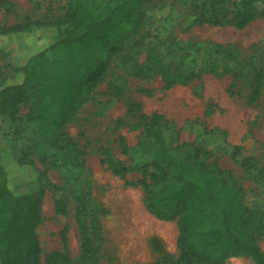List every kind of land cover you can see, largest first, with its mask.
Masks as SVG:
<instances>
[{
  "label": "trees",
  "instance_id": "16d2710c",
  "mask_svg": "<svg viewBox=\"0 0 264 264\" xmlns=\"http://www.w3.org/2000/svg\"><path fill=\"white\" fill-rule=\"evenodd\" d=\"M158 1L164 0H71L62 16L0 25V55L4 57L10 56L1 45L4 38L40 31L48 34L44 48L22 56L20 63L7 61L19 80L0 86V104L16 116L21 104L32 102L28 116L38 119L46 113V120L56 132L52 144L64 152L76 147L66 126L109 74L115 60L124 74L116 73L111 78L109 94L114 99L127 91L125 76H159L163 86L170 88L206 74H231L234 80H247L251 104L264 96V39L245 57L242 49L231 45L184 43L174 40L172 33L162 37L167 29L164 25L179 17L184 31L205 25L245 28L264 17V0H168L171 4L166 8L158 6ZM38 75L42 78L32 100L29 87ZM132 105L134 109L139 107L137 103ZM167 122L156 112L145 124L146 135L155 139L160 153L137 169L142 175L138 182L144 188L146 208L159 218L177 219L176 264H225L239 254L264 264V250L259 243L264 236V205H248L243 200L245 190L237 180H229L199 154L181 159L169 152L163 137ZM120 143L123 150L129 149L123 138ZM20 163L33 167L36 174L21 184L13 183L0 155V264H43L38 228L44 197L52 188L61 203L62 189L50 181L46 171L34 166L26 153ZM110 164L119 175L128 171L120 161L111 160ZM242 165L264 186V165L259 167L254 157L244 158ZM82 235L78 264H98L104 242L98 216L82 224ZM154 245L160 247L157 240ZM170 260L168 254H163L158 262Z\"/></svg>",
  "mask_w": 264,
  "mask_h": 264
},
{
  "label": "rangeland",
  "instance_id": "374dc122",
  "mask_svg": "<svg viewBox=\"0 0 264 264\" xmlns=\"http://www.w3.org/2000/svg\"><path fill=\"white\" fill-rule=\"evenodd\" d=\"M70 2L3 0L0 25L62 16ZM157 3L166 8L171 1ZM181 22L179 17L166 23L162 37L172 33L174 40L184 43L212 41L231 45L242 49L245 57L264 39V17L245 28L232 24L205 25L184 31ZM46 35L40 31L4 38L1 45L10 56L0 55V86L19 80L6 65L7 61L20 63L22 56L44 48L48 43ZM117 61L66 126L65 131L76 145L68 151L59 152L53 146L56 132L46 120V113L38 119L28 116L32 102L21 104L16 116L0 104V155L12 182H25L36 174L33 167L20 163L26 153L34 166L46 171L50 181L62 189L61 203L52 188L44 197L38 228L43 264H78L82 254V224L94 215L100 219L104 235L98 264L177 263V219L159 218L150 212L144 204V188L138 182L142 175L137 168L160 153L155 139L145 131V124L156 112L168 121L163 137L169 152L181 159L199 154L200 159L222 170L229 180H237L245 190L243 200L248 205L255 202L264 205V186L242 165L248 157H254L259 167L264 165V96L251 104L247 80H234L231 74H206L170 88L163 86L159 76L149 79L125 76L127 91L123 97L114 99L109 94L111 78L116 73L124 74ZM41 78L38 75L30 84L32 100ZM134 103L139 107L134 109ZM121 138L129 147L127 151L123 150ZM111 160L127 166L126 174H117ZM155 240L160 247H155ZM259 243L264 250V236ZM163 254H168L171 260L159 263ZM225 264L256 263L251 256L239 254L228 258Z\"/></svg>",
  "mask_w": 264,
  "mask_h": 264
}]
</instances>
